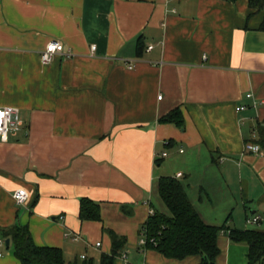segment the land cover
<instances>
[{"label": "crops", "instance_id": "obj_1", "mask_svg": "<svg viewBox=\"0 0 264 264\" xmlns=\"http://www.w3.org/2000/svg\"><path fill=\"white\" fill-rule=\"evenodd\" d=\"M263 19L248 0H0V106L22 120L0 136V229L28 226L67 261L110 252L113 230L127 237L116 264H200L140 244L173 176L224 226L216 264H248L229 232L264 230V147L247 148L264 129ZM53 39L65 51L44 62ZM177 107L182 127L160 120ZM83 198L101 219L81 218ZM5 245L0 264H21Z\"/></svg>", "mask_w": 264, "mask_h": 264}, {"label": "trees", "instance_id": "obj_2", "mask_svg": "<svg viewBox=\"0 0 264 264\" xmlns=\"http://www.w3.org/2000/svg\"><path fill=\"white\" fill-rule=\"evenodd\" d=\"M234 2L235 0H227ZM254 12L264 13V0H248ZM264 30V19L261 27ZM184 125V118L179 107L163 115L160 119ZM255 142L264 147V129H260V138ZM158 192L168 212L154 209L143 224L141 235L146 238L144 248L155 249L170 258L183 259L191 255L201 256L200 264H216L220 252L218 236L224 226L206 223L194 207L185 185L177 177L162 176L158 182ZM81 218L101 219L100 208L91 199L83 198L80 209ZM112 238L110 252H102L98 259L85 257L67 261L62 248L39 245L35 242L28 226L15 224L0 229V237L10 238L13 252L21 264H116L123 253L127 237L108 231ZM235 242L249 245L248 264H264V230L258 228L237 229L229 232ZM131 264V263H128Z\"/></svg>", "mask_w": 264, "mask_h": 264}, {"label": "built area", "instance_id": "obj_3", "mask_svg": "<svg viewBox=\"0 0 264 264\" xmlns=\"http://www.w3.org/2000/svg\"><path fill=\"white\" fill-rule=\"evenodd\" d=\"M93 48L95 46L93 45ZM65 47L62 41L53 39L49 41L46 45V48L42 51L41 57L44 62H49L59 53H64ZM67 56H70V52L65 53ZM251 94H249L250 96ZM245 108L244 105L238 107V109ZM22 120L19 115V108L15 106H0V136L3 140L8 139L10 133L18 132L21 129ZM247 148L253 151H260L261 147L258 143L249 141ZM181 175V173H179ZM14 199L17 204H25L29 199V193L25 188H19L14 192ZM154 210H151V214ZM260 219L259 216H252L248 218L249 223H256ZM146 238L144 235H141L140 244H145ZM5 244V239L0 238V246ZM97 246H101V242H97ZM1 254V252H0ZM83 258L86 255H82ZM128 264V263H126Z\"/></svg>", "mask_w": 264, "mask_h": 264}, {"label": "water", "instance_id": "obj_4", "mask_svg": "<svg viewBox=\"0 0 264 264\" xmlns=\"http://www.w3.org/2000/svg\"><path fill=\"white\" fill-rule=\"evenodd\" d=\"M10 241H11L10 238H7V239L5 240L7 246L10 245Z\"/></svg>", "mask_w": 264, "mask_h": 264}, {"label": "rangeland", "instance_id": "obj_5", "mask_svg": "<svg viewBox=\"0 0 264 264\" xmlns=\"http://www.w3.org/2000/svg\"><path fill=\"white\" fill-rule=\"evenodd\" d=\"M251 226H253V225H251ZM256 226H257V225H255L254 227H256ZM4 247H5V249H8V246L5 245Z\"/></svg>", "mask_w": 264, "mask_h": 264}]
</instances>
